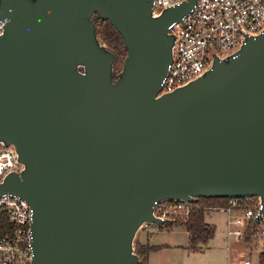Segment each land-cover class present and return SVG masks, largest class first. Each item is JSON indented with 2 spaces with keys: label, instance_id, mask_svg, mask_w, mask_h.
Here are the masks:
<instances>
[{
  "label": "water",
  "instance_id": "95a60500",
  "mask_svg": "<svg viewBox=\"0 0 264 264\" xmlns=\"http://www.w3.org/2000/svg\"><path fill=\"white\" fill-rule=\"evenodd\" d=\"M196 0H0V142L23 167L0 181L33 209L32 264H138L133 240L163 199L264 205V29L158 94ZM97 13L126 55L101 42Z\"/></svg>",
  "mask_w": 264,
  "mask_h": 264
},
{
  "label": "built area",
  "instance_id": "2783aa9c",
  "mask_svg": "<svg viewBox=\"0 0 264 264\" xmlns=\"http://www.w3.org/2000/svg\"><path fill=\"white\" fill-rule=\"evenodd\" d=\"M182 0H152L153 9L160 11ZM4 19L0 18V34ZM168 29L175 40L172 58L161 81L158 94L187 84L208 69L213 56L224 57L234 53L248 35L264 29V0H196L181 21H173ZM23 165L18 160L13 144L0 142V181L10 171L19 172ZM228 220L241 214L243 227L228 229L227 236L235 240L246 231L249 238L264 239V205L258 196L228 197ZM191 202L183 199H163L157 202L153 213L167 221L187 220ZM0 213L6 225L0 226V264H32L33 209L19 195L0 194ZM234 213V214H233ZM144 223L143 225H146ZM244 264H250L247 250L241 251Z\"/></svg>",
  "mask_w": 264,
  "mask_h": 264
},
{
  "label": "rangeland",
  "instance_id": "374dc122",
  "mask_svg": "<svg viewBox=\"0 0 264 264\" xmlns=\"http://www.w3.org/2000/svg\"><path fill=\"white\" fill-rule=\"evenodd\" d=\"M124 57L120 54L118 60L115 61L113 65L114 77L120 70ZM209 210L207 217L214 220L216 229L213 237L209 238L206 243H199L196 248H191L188 242V234L182 224L170 222L166 225L164 222L162 227L152 223L148 230L149 233L145 231V226L141 225L133 240L134 249L135 242H141L139 236L146 239V235H148L150 244L159 245L158 248L150 252L148 258L150 264H228L230 257L231 261L236 264L237 258L234 256L240 250L248 251L250 264H259L257 248L264 249V239H251L246 231L243 232L242 238L238 241L227 236L228 229L243 227L244 222L241 214L235 213L236 215H232L228 220V212L225 210ZM240 253L242 254V252ZM238 264H243L242 260H239Z\"/></svg>",
  "mask_w": 264,
  "mask_h": 264
},
{
  "label": "trees",
  "instance_id": "16d2710c",
  "mask_svg": "<svg viewBox=\"0 0 264 264\" xmlns=\"http://www.w3.org/2000/svg\"><path fill=\"white\" fill-rule=\"evenodd\" d=\"M93 21L99 40L114 53L115 61L118 60L120 54L125 56L127 51L124 47L122 37L110 22L101 19L97 13L94 14ZM113 78L115 79L116 76L114 77L113 75ZM190 205L191 210L187 220L177 223L185 227L191 248H196L199 243H206L209 238L213 237L215 232L214 225L204 220V213L209 209L228 207L229 201L228 197H198L194 202H191ZM170 222L172 221H167L165 224L168 225ZM6 223V218L0 213V226L6 225ZM158 247L159 245H150L148 243L136 241L134 250L139 255L140 260L138 264H148V253ZM258 263L264 264V249L258 254Z\"/></svg>",
  "mask_w": 264,
  "mask_h": 264
},
{
  "label": "crops",
  "instance_id": "0c3cea01",
  "mask_svg": "<svg viewBox=\"0 0 264 264\" xmlns=\"http://www.w3.org/2000/svg\"><path fill=\"white\" fill-rule=\"evenodd\" d=\"M221 208H213L212 210H220ZM222 210H224V209H222ZM226 211V210H225ZM210 212V210H207L205 213H204V220L206 221V222H208V223H210V224H213L214 225V227H215V229H216V223L214 222V220H212V219H210V218H208L207 217V215H208V213ZM227 212V211H226ZM234 214V213H233ZM152 223H147L146 225H144L145 226V231L147 232V233H149V229H150V226H152L151 225ZM157 226H159V227H162V224H157ZM147 237H146V239H143L142 237H140L139 236V240L141 241V243H148V244H150L149 242H148V235H146ZM150 245H153V244H150ZM231 249V248H230ZM257 250H258V254L260 253V250H263V249H259V248H257ZM151 252V251H150ZM148 253V256H147V262H148V258L150 257V254L151 253ZM240 252H241V250H240ZM236 253L235 255L236 256H234V257H236L237 259V261H235V263L236 264H238V261L239 260H242L241 259V255H243V254H241V253ZM238 255H239V257H238ZM231 256V255H230ZM229 256V257H230ZM230 259V261H228V264H234L233 262L234 261H231V257L229 258ZM249 260H250V257H249ZM242 262H243V260H242ZM149 263V262H148ZM150 264V263H149ZM244 264V263H243Z\"/></svg>",
  "mask_w": 264,
  "mask_h": 264
}]
</instances>
